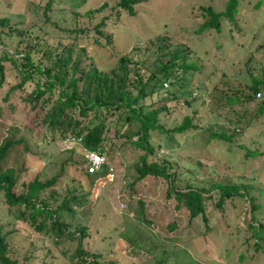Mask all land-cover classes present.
Returning <instances> with one entry per match:
<instances>
[{"label":"rangeland","instance_id":"1","mask_svg":"<svg viewBox=\"0 0 264 264\" xmlns=\"http://www.w3.org/2000/svg\"><path fill=\"white\" fill-rule=\"evenodd\" d=\"M72 1L50 0L49 9H44L46 0H0V18L7 20L0 23V54L3 50L13 54L17 63L2 60L0 143L13 142L0 160V170L13 169V190L18 192L32 178L44 180L63 165L54 183L39 197L49 207L71 192L79 198L71 203V212L58 211L67 230L56 234L49 229V217L44 218L46 230H37L29 219L14 218L13 208L0 191V228L14 255L18 260L24 258L25 264H73L79 233L75 227L84 226L80 245L88 253H97L96 259L102 263L264 264V112L254 114V106L236 107L245 113H239L240 125H235L219 115L218 108L214 110L216 104L206 95L217 80L247 83V67L253 74H264V0H237L232 18L220 14L217 30L198 29L206 18L202 6L224 11L226 0H139L132 5L133 14L117 5V0H85L76 7ZM103 2L101 9L87 12ZM100 19L103 24L97 26V32L95 24ZM53 46L58 50L70 47L73 54L83 48V54L105 71L124 53H137L142 65L151 70L159 59L175 53L180 54L172 57L176 63L191 60L196 64L184 72L176 70V82H182L186 90L180 97L164 99L165 108L157 113L163 130H152L149 136L153 153L147 159L165 160L168 170L174 172L173 182L150 174L136 178L141 149L130 141L136 137V121L124 122V112L116 117V111L107 113L103 133V154L113 167L112 179L103 177V172L89 176L83 172L82 146L66 144L64 135L41 122L47 107L32 106L24 98L33 80L15 85L21 74L18 51L29 49L30 57L37 61L46 47L52 50ZM151 83L149 80L145 88ZM162 85L167 86L168 81ZM193 86L198 89L192 91ZM159 103L147 102L144 108H156ZM70 113L82 124L89 120L88 113L77 114L76 108ZM247 113L253 118L243 124ZM184 114L192 115L196 128L166 130ZM219 129L230 132L231 139L209 138V131ZM191 176L204 182L218 179L251 187L245 195L233 193L224 199L222 212L214 205V189L203 193L204 222L200 214L188 219L183 206L174 207L171 184L183 187ZM250 196L252 216L262 224L256 231L249 224Z\"/></svg>","mask_w":264,"mask_h":264},{"label":"trees","instance_id":"2","mask_svg":"<svg viewBox=\"0 0 264 264\" xmlns=\"http://www.w3.org/2000/svg\"><path fill=\"white\" fill-rule=\"evenodd\" d=\"M85 0H74L71 2L72 6H80ZM139 0H117V5L123 7L129 14H133V4ZM237 0H226L224 11H215L209 6H202V10L206 18L198 25V29L213 27L216 30L219 28V16L224 14L229 18L235 11ZM50 0H46L44 9H49ZM105 3H101L95 8H90L87 12H93L101 9ZM6 18H0V23L5 24ZM103 24L100 19L95 24V31L100 32L97 26ZM107 40V38H106ZM158 45V44H157ZM135 50V47L133 48ZM29 49L18 51L21 56L19 61L20 79L15 84L21 86L26 80L32 79L33 86L24 95L25 99L31 101V105H39V107L46 106L47 108L42 113L41 122L51 130L57 129L61 135L74 134L81 137L82 145L88 149L104 152L103 148V133L107 129L105 119L107 113L117 112L120 116L123 113V121L130 119L136 121L134 130V139L130 141L141 149L138 155V161L135 165L136 178L139 179L147 174L153 176H163L169 178L173 182L174 172L169 171V164L165 160L155 161L148 160L147 155L153 153V147L149 142L150 132L152 130L162 131V126L157 122V113L159 109L165 108L164 99L177 98L183 95L186 90L182 87V82L177 83L176 74L177 69L184 72L188 69L194 68L196 64L190 61H183L176 63L173 58L180 57L179 53H175L165 60L159 59L155 63L154 69H146L142 65L137 53H124L118 56L116 63L108 70H102L96 66L94 61L87 54H83V48L72 52L70 47H63L57 49L56 47H46L42 51V59L33 61L29 55ZM188 52V51H187ZM190 52V51H189ZM3 50L0 54V82L3 78V64L2 60H8L16 65V59L13 54H6ZM88 58V60H87ZM85 59L87 61H85ZM249 74V81L246 83L237 82L230 84L226 80H217L212 86V90L206 94L211 95L217 113L223 116L227 122H234L235 125H240L241 117L239 113L244 115L245 110L238 112L236 107L254 108L251 110L254 114L264 112V74L256 75L246 68ZM35 73L36 77L31 74ZM224 77V72H221ZM152 83L148 89V81ZM168 81L167 86H163V81ZM219 83V84H217ZM196 86H193L195 91ZM192 93L191 91L188 92ZM260 95V97H257ZM151 97V98H150ZM159 101L158 107L144 108L147 102ZM185 103H189L190 99H185ZM76 108L77 114L87 116L88 122L82 124L81 121L71 114L70 111ZM115 113V112H114ZM192 115L184 114L182 119L174 126L166 130L172 132H181L186 129L196 128L197 122L193 121ZM253 116L247 113L246 121H251ZM241 123V124H242ZM242 127V126H241ZM69 132V133H68ZM122 134V133H120ZM209 138H216L223 141H229L231 134L224 129L211 130L208 132ZM13 140L8 139L0 143V160L4 156L6 150L10 147ZM249 154H253L248 152ZM83 166V172L86 175H91L86 172V159ZM82 163V162H80ZM63 165H60L58 170L50 177L44 180L32 178L25 183L23 190L15 192L13 187L16 182V175H14L11 167H6L0 170V191H2L5 203L10 207L13 217L21 220H28L29 223L37 230L44 228V218L49 217V229H52L56 234H60L67 230V224L64 220L58 218V211L64 210L71 212L72 202H78L79 198L71 192L65 195L55 205L49 207L46 200L39 197V193L50 187L56 180L58 174L61 172ZM194 176V175H193ZM191 176L184 183L183 187L171 184V194L175 199L174 207L183 206L188 213V219L200 214L202 220L206 221L204 213L203 193L214 189L216 197L214 205L223 211L224 199L230 197L233 193L249 192L251 185L241 182H227L226 180H211L200 181L195 180ZM252 178V176H251ZM166 194H169L168 191ZM245 195V194H244ZM170 196V195H169ZM247 198V197H246ZM249 203V224L255 225L253 230H259L262 227L261 222H257L252 216L254 210V203L252 197L247 198ZM39 217V218H38ZM38 218V220H36ZM169 224V227H172ZM79 231L77 235V244L74 248V256L76 259L73 264H114L113 262L102 263L96 257L97 253H88L81 245V237L84 226L75 227ZM74 229V230H75ZM44 230H46L44 228ZM67 234H73L67 231ZM75 233V232H74ZM172 246V245H171ZM255 247L259 245L254 242ZM91 256L88 260L87 256ZM123 255V253H121ZM128 260V259H127ZM159 263V259L156 260ZM161 262V261H160ZM0 264H25L24 258L18 260L10 249L5 234L0 228Z\"/></svg>","mask_w":264,"mask_h":264},{"label":"built area","instance_id":"3","mask_svg":"<svg viewBox=\"0 0 264 264\" xmlns=\"http://www.w3.org/2000/svg\"><path fill=\"white\" fill-rule=\"evenodd\" d=\"M63 141L70 144H79L81 145V150L84 153V157L86 159V172L91 175H104L103 177L111 180L113 177V167L105 158L103 152L96 151L93 149H88L82 145L81 137L74 134H66L63 138Z\"/></svg>","mask_w":264,"mask_h":264}]
</instances>
